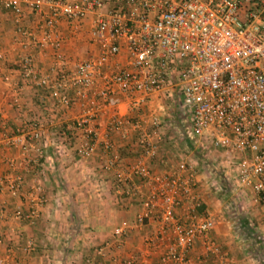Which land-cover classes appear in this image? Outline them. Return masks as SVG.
<instances>
[{
    "label": "built area",
    "instance_id": "built-area-1",
    "mask_svg": "<svg viewBox=\"0 0 264 264\" xmlns=\"http://www.w3.org/2000/svg\"><path fill=\"white\" fill-rule=\"evenodd\" d=\"M22 5L47 8L43 36L55 51L60 45L52 30L57 19L77 22L92 13L91 40L98 53L53 76L38 74L31 56H24L21 85L48 89L55 105L75 102L82 107L75 121L81 140L72 148L81 160L88 159L99 144L104 150L113 147L108 139L100 141L95 121L101 114L106 115L108 130L118 139L126 138L128 130L136 134L142 155L131 174L138 177L137 184H130L129 173L118 167L115 156L103 158L100 167L111 175L117 192L140 196L136 225L155 220V234L144 239L147 245L169 229L171 242L154 264H202L206 258L211 259L210 264H227V254L210 235L213 221L195 211L200 202L193 191V160L179 159L160 175L144 163L142 157L156 152L150 139L158 142L164 135L157 113L144 114L141 109L159 94L178 103L187 115L185 137L208 144L230 182L249 190L253 203L264 205V0H0V9L10 11L18 24ZM16 30L28 34L21 25ZM55 57L62 62L58 52ZM68 89L74 91V98ZM126 110L136 115L127 119ZM55 135L64 137L65 133L58 129ZM29 137L32 149L39 153L41 146L35 143L40 133L34 129ZM7 142L19 145L21 153L31 147L21 144L18 135ZM8 167L14 168L13 161H8ZM7 183L11 192L22 185L19 177ZM40 192V185L32 180L27 190L30 205L23 212L15 210L14 216L34 221L43 203ZM184 201L188 202L186 215L178 217L175 210ZM128 227L114 228L111 237L96 246L84 263L95 264V257L103 259L110 250L118 249L119 238ZM195 242L201 252L191 257ZM0 264L8 261L0 260ZM123 264L146 263L129 257Z\"/></svg>",
    "mask_w": 264,
    "mask_h": 264
},
{
    "label": "crops",
    "instance_id": "crops-1",
    "mask_svg": "<svg viewBox=\"0 0 264 264\" xmlns=\"http://www.w3.org/2000/svg\"><path fill=\"white\" fill-rule=\"evenodd\" d=\"M47 13L45 6L36 10L22 5L18 24L10 11L0 9V260L8 264H85L84 260L93 256V249L111 237L114 228L128 224L119 238L118 249L110 250L103 259L95 257V264H123L129 257H135L136 262L154 264L171 242L169 229L158 241L147 245L144 239L155 234V220L150 218L144 225H136L135 217L141 210L140 196L117 192L111 175L100 167L103 158L115 156L118 167L129 173L130 184H137L138 177L131 174L133 164L142 155L136 134L125 126L128 136L118 139L115 132L108 130L106 115L101 114L95 121L100 141L108 139L113 147L104 150L99 144L88 159L81 160L72 148L81 140V130L75 121L82 107L75 102L55 105L48 89L21 85L24 56H31L38 74L53 76L61 69H72L75 61L98 53L97 45L91 40L92 13L77 22L64 17L57 19L52 28L60 39L56 51L43 36L42 19ZM17 25L28 34H20ZM55 52L63 58L61 63ZM68 93L74 98L72 89ZM160 103L157 96L150 98L151 108L160 107ZM124 108L121 103L120 111ZM134 115L126 110L127 119ZM34 129L40 133V140L35 143L41 146L39 153L30 143L29 134ZM58 129L66 130L64 137L55 135ZM15 135L25 147L31 146L25 153H21L19 145H8V139ZM161 141L150 139L156 152L142 157L147 167L158 175L169 172L175 164L170 162L174 158L172 151ZM8 161H13V169H9ZM198 167L194 165L193 191L200 206L195 211L213 221L210 235L227 254V264H264V205L253 203L249 190L230 189V183L226 184L223 178L225 188L230 190V194L224 193L211 168ZM219 169L223 173L215 170L223 177L226 171L222 166ZM14 177L21 178L22 185L11 192L7 180ZM32 180L41 187L43 203L37 217L29 223L15 217L14 211L23 212L29 207L27 190ZM212 188L221 191V195H214ZM187 205V201L182 202L175 215H186ZM27 241L31 242L30 247L26 246ZM200 252L195 242L191 257ZM210 260L206 258L202 264H210Z\"/></svg>",
    "mask_w": 264,
    "mask_h": 264
},
{
    "label": "rangeland",
    "instance_id": "rangeland-1",
    "mask_svg": "<svg viewBox=\"0 0 264 264\" xmlns=\"http://www.w3.org/2000/svg\"><path fill=\"white\" fill-rule=\"evenodd\" d=\"M106 9L102 7L100 9L101 12H104ZM157 98L160 100V107H152L151 104L149 106L142 107L141 112L144 114H148L150 112H156L159 116L161 122V132L163 133L162 143L164 147L169 151H172L174 158H171V163H175L177 159H190L193 160V164L196 167H200L202 165L203 168H215L218 171H221L219 158L216 152L210 148L208 144H205L201 139L196 140L194 138L188 139L183 134V126L184 122L187 119V115L185 112H182L180 105L175 104L168 100L167 98L163 97L162 95H157ZM151 103L154 104V101L151 99ZM164 148V149H165ZM167 151V156H170L171 153ZM171 157V156H170ZM178 159V160H179ZM171 164V165H172ZM198 167V168H199ZM222 172V171H221ZM223 173V172H222ZM225 179V183L230 185V189L236 188L232 182L228 179L227 175H223ZM215 183V181H214ZM219 184V183H218ZM220 185V184H219ZM227 186V185H226ZM222 187V186H221ZM228 187V186H227ZM224 193L229 192V188L224 187ZM232 191V190H231ZM212 192L214 195H221V191H215L212 188ZM228 194V195H229ZM229 197V196H228Z\"/></svg>",
    "mask_w": 264,
    "mask_h": 264
},
{
    "label": "trees",
    "instance_id": "trees-1",
    "mask_svg": "<svg viewBox=\"0 0 264 264\" xmlns=\"http://www.w3.org/2000/svg\"><path fill=\"white\" fill-rule=\"evenodd\" d=\"M64 131V133L66 134V130H63ZM211 170H212V172H213V176H214V178L216 179V180H218V182L219 183H221V186H222V188H224L225 187V184H224V181H223V177H221L220 176V174H218L217 173V171L212 167L211 168ZM200 206V205H199ZM198 206V207H199ZM198 207H196V209L198 208ZM257 242V241H256ZM255 242V243H256ZM258 243V242H257ZM261 243H259V245H260Z\"/></svg>",
    "mask_w": 264,
    "mask_h": 264
}]
</instances>
